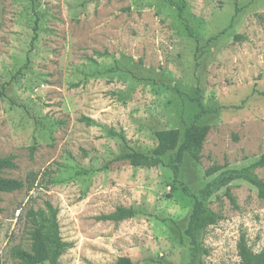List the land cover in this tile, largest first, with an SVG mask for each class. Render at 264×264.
I'll list each match as a JSON object with an SVG mask.
<instances>
[{
  "label": "rangeland",
  "instance_id": "1",
  "mask_svg": "<svg viewBox=\"0 0 264 264\" xmlns=\"http://www.w3.org/2000/svg\"><path fill=\"white\" fill-rule=\"evenodd\" d=\"M171 1L184 18L168 0H0V157L15 165L4 177L28 182L1 194L2 264H20L11 248L29 249L27 213L45 201L69 244L58 264H189L192 199L163 166L113 162L112 133L146 152L158 130L208 125L201 159L179 172L195 194L208 167L264 154V0ZM228 192L207 202L220 219L201 264H238L241 237L264 247V200L244 181ZM118 206L141 214L95 219Z\"/></svg>",
  "mask_w": 264,
  "mask_h": 264
},
{
  "label": "trees",
  "instance_id": "2",
  "mask_svg": "<svg viewBox=\"0 0 264 264\" xmlns=\"http://www.w3.org/2000/svg\"><path fill=\"white\" fill-rule=\"evenodd\" d=\"M168 1L172 6H176L178 15L184 18L182 14L185 4ZM3 95L4 87L0 86V97ZM209 129L208 125L191 124L182 131L179 129L158 130L155 132V147L146 152L132 149L122 133H112L120 140V153L113 162H126L133 167L144 168L163 166L171 172L173 180L178 183L181 192L192 199L188 221L182 232L189 242V264H201V257L207 254L202 244L201 235L207 227L215 225L220 219V215L207 206L208 200L213 195L224 189L227 197L233 202L228 192L230 185L236 181H244L256 190L259 199L264 200V181L255 174L256 169L264 168V154L250 164L238 168L219 165L208 167L205 170V176L209 180L201 187L198 194L193 193L185 183L179 180V172L186 155L196 162L201 159V151ZM14 167L12 156L0 157V201L2 193L21 190L28 183L3 176L5 170ZM33 184L32 182L28 185L27 190L32 189ZM138 214L141 212L133 207L118 206L113 212L102 214L95 219L118 223ZM27 215L30 219L29 249L13 247L11 248L12 257L20 264H58L60 256L69 245L60 236L57 220L58 209L50 202L45 201L43 209L30 210ZM237 255L239 257L238 264H264V247L260 251L254 252L243 237L237 243ZM0 264H2L1 261ZM115 264H132V261L128 257H119Z\"/></svg>",
  "mask_w": 264,
  "mask_h": 264
}]
</instances>
